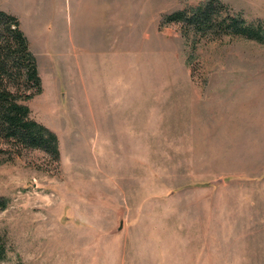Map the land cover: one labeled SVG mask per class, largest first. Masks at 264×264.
<instances>
[{
  "label": "rangeland",
  "instance_id": "obj_1",
  "mask_svg": "<svg viewBox=\"0 0 264 264\" xmlns=\"http://www.w3.org/2000/svg\"><path fill=\"white\" fill-rule=\"evenodd\" d=\"M204 1L0 0L59 150L0 139V264H264V42L162 21Z\"/></svg>",
  "mask_w": 264,
  "mask_h": 264
},
{
  "label": "trees",
  "instance_id": "obj_2",
  "mask_svg": "<svg viewBox=\"0 0 264 264\" xmlns=\"http://www.w3.org/2000/svg\"><path fill=\"white\" fill-rule=\"evenodd\" d=\"M214 2H201L188 14L185 10H176L165 15L162 21H185L196 30L213 27L218 34L240 35L264 42V29L246 23L239 16L226 15L213 23L211 13ZM23 86L36 89L37 92L41 90L36 61L17 17L0 10V139L42 149L57 159L58 138L53 131L29 116L30 110L23 102L32 95L20 93ZM2 254L3 247L0 245V258Z\"/></svg>",
  "mask_w": 264,
  "mask_h": 264
},
{
  "label": "crops",
  "instance_id": "obj_3",
  "mask_svg": "<svg viewBox=\"0 0 264 264\" xmlns=\"http://www.w3.org/2000/svg\"><path fill=\"white\" fill-rule=\"evenodd\" d=\"M258 94H261V93H258ZM258 119H260V118H257V120H258ZM261 119H263V118H261Z\"/></svg>",
  "mask_w": 264,
  "mask_h": 264
}]
</instances>
